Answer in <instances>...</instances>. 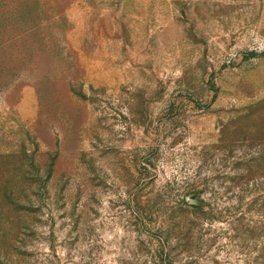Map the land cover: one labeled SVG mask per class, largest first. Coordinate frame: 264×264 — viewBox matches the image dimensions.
Instances as JSON below:
<instances>
[{
    "label": "rangeland",
    "instance_id": "obj_1",
    "mask_svg": "<svg viewBox=\"0 0 264 264\" xmlns=\"http://www.w3.org/2000/svg\"><path fill=\"white\" fill-rule=\"evenodd\" d=\"M0 264H264V0H0Z\"/></svg>",
    "mask_w": 264,
    "mask_h": 264
}]
</instances>
